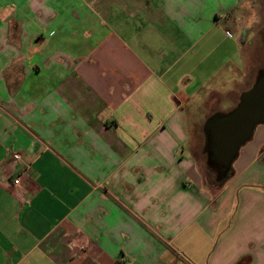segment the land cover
Returning a JSON list of instances; mask_svg holds the SVG:
<instances>
[{
  "label": "crops",
  "instance_id": "0c3cea01",
  "mask_svg": "<svg viewBox=\"0 0 264 264\" xmlns=\"http://www.w3.org/2000/svg\"><path fill=\"white\" fill-rule=\"evenodd\" d=\"M242 5L0 0V264H264V123L204 169L263 73Z\"/></svg>",
  "mask_w": 264,
  "mask_h": 264
},
{
  "label": "water",
  "instance_id": "95a60500",
  "mask_svg": "<svg viewBox=\"0 0 264 264\" xmlns=\"http://www.w3.org/2000/svg\"><path fill=\"white\" fill-rule=\"evenodd\" d=\"M264 123V72L240 97L228 113L211 116L205 128L210 158L225 173L240 147L247 142L258 124Z\"/></svg>",
  "mask_w": 264,
  "mask_h": 264
},
{
  "label": "rangeland",
  "instance_id": "374dc122",
  "mask_svg": "<svg viewBox=\"0 0 264 264\" xmlns=\"http://www.w3.org/2000/svg\"><path fill=\"white\" fill-rule=\"evenodd\" d=\"M252 6V14L250 9H248L245 5H242L241 9L242 11H240V13L236 14V21L234 22V24H238L236 27L238 28V32L243 33L242 29H240L239 26V20H241L245 25L249 24V19L251 16H253L252 20V30L254 32H256L255 36H254V40H253V46H257V50H258V63L260 65H263L262 69L264 72V0H249ZM248 9V11H244V9ZM232 25H229L227 27V29L231 32L232 29ZM233 31V30H232ZM232 33V32H231ZM253 37V34L251 36V38ZM236 64V63H235ZM233 64L230 63L229 67H232ZM242 75V74H241ZM239 77V76H238ZM223 105H227V104H223ZM207 122V121H206ZM205 168V172L207 174V182L208 184H211V180L209 178V176L211 174H209V169H208V164L204 166Z\"/></svg>",
  "mask_w": 264,
  "mask_h": 264
},
{
  "label": "trees",
  "instance_id": "16d2710c",
  "mask_svg": "<svg viewBox=\"0 0 264 264\" xmlns=\"http://www.w3.org/2000/svg\"><path fill=\"white\" fill-rule=\"evenodd\" d=\"M208 169H209V176L211 180V185L221 186L225 181L228 179L230 175V170L228 169L225 173L221 171L215 161H213L210 156L208 157ZM207 177V174H206Z\"/></svg>",
  "mask_w": 264,
  "mask_h": 264
},
{
  "label": "built area",
  "instance_id": "2783aa9c",
  "mask_svg": "<svg viewBox=\"0 0 264 264\" xmlns=\"http://www.w3.org/2000/svg\"><path fill=\"white\" fill-rule=\"evenodd\" d=\"M13 158L15 160H17V161H20L21 160V155L19 153H14L13 154ZM27 168H28V166L24 167L22 172H21V174H19L16 178H14V180L12 182L14 185H16V186H20L21 185V177H22L23 173L26 172ZM84 247H85L86 250L91 251V246L85 245Z\"/></svg>",
  "mask_w": 264,
  "mask_h": 264
}]
</instances>
